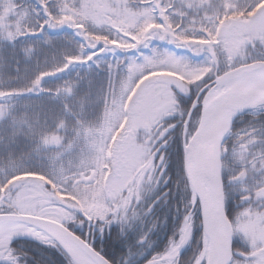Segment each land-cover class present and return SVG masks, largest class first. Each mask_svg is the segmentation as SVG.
Segmentation results:
<instances>
[{
	"label": "rangeland",
	"instance_id": "rangeland-1",
	"mask_svg": "<svg viewBox=\"0 0 264 264\" xmlns=\"http://www.w3.org/2000/svg\"><path fill=\"white\" fill-rule=\"evenodd\" d=\"M34 5L49 24L54 23L49 28L51 32L71 31L80 34L84 42L75 57L64 58L60 69L40 77L27 95L40 93L47 81L79 71H85V75L79 73L69 78L60 86L57 97L65 94L60 93L62 89L68 90V95L75 94L87 82L92 89L96 75L106 73L108 82L103 98L98 89L93 97L77 98L76 106L64 101L68 105L66 112L70 109L73 114L70 126L62 121L50 122L46 127L30 116H12L15 120L5 134L1 131L9 120L6 113L13 115L15 106L4 105L7 95L0 94V139L20 132L36 150L28 158H9L6 165H0L2 198L7 197L8 209L16 211V215L62 223H73L76 216L62 209L53 197L87 211L93 220L98 219L104 210V185L109 182L113 198L133 180L163 137L167 129L163 121L178 113L180 100L199 93L205 81L217 82L239 71L216 77V64L223 62L221 67L227 68L243 63L254 44L260 40L264 43V17L253 20L264 0H0V39L11 40L21 35L36 13ZM229 9H233L231 15ZM44 43L49 44L45 36ZM245 65L243 68L255 66ZM194 71L200 72L197 80L189 77ZM144 82L145 92L136 97V109L130 114L129 101ZM207 86L202 94L215 84ZM199 105L203 109L202 102L193 104L197 111ZM258 113L250 116L264 114L261 110ZM196 123L197 120L187 129L188 138ZM122 127H126L127 136L112 148ZM239 137L232 132L230 139ZM222 157L234 165L243 164L248 157L250 169L262 158L244 150L229 154L225 147ZM111 169L112 178L108 181ZM22 170L42 173L30 176L49 184L54 192L33 180L11 187L14 173ZM84 177L93 179L89 183ZM248 191L264 202V175ZM0 204L5 205V201L2 199ZM233 230L235 241L258 254L250 261L235 260L233 264H264V211L247 210L236 220ZM2 260L19 264L11 251ZM216 260L218 264L217 256ZM201 262L213 264L205 239L196 264Z\"/></svg>",
	"mask_w": 264,
	"mask_h": 264
},
{
	"label": "trees",
	"instance_id": "trees-1",
	"mask_svg": "<svg viewBox=\"0 0 264 264\" xmlns=\"http://www.w3.org/2000/svg\"><path fill=\"white\" fill-rule=\"evenodd\" d=\"M34 7L36 13L31 15L30 24L26 25L21 35L11 40L0 39V94L7 95L4 105L11 103L15 106L13 115L6 113L9 120L2 125L4 129L1 134L11 129V124L15 120L13 117L26 119L30 116L31 120L41 121L46 127L50 122L57 124L62 121L70 126L73 122V114L70 113V109L66 112L68 105L64 101L75 105L77 98L86 100L88 96L93 97L98 89L100 98H103L108 84L106 73L96 75L92 89L87 82L86 85L83 83L77 93L68 95V90L62 89L60 93L65 92V94L63 97H57L60 86L69 78L79 73L85 75V71H79L68 77L47 81L42 85L40 93L27 95L42 73L47 75L53 70L60 69L63 59L75 57L84 42L80 34L77 35L71 31L51 32L49 28L54 23L49 24L48 18L42 12L37 13L38 7L35 5ZM44 36L49 39L48 45L44 43ZM246 56L248 58L243 63H238L220 73L245 64L264 62V47L261 43L254 44L253 49L249 50ZM196 95L187 96L184 101L180 100L181 114L171 122L167 120L164 122L166 130L172 132L169 136L171 140L164 151L166 156L163 168L143 185L146 193L138 194L127 212H122V215L118 214L117 220H111L110 227L107 229L99 226L90 228L85 224V227L81 229L76 224L68 226L90 246L95 243L96 251L111 264H141L144 262L142 260L144 252L158 251L155 248L162 245L164 248L158 254H163L170 246L178 243L183 221L193 209L190 185L183 166L182 131ZM133 102L132 99L129 105ZM200 110L198 107L196 118ZM75 114L78 112L75 111ZM73 127L74 125H71V128ZM234 127L235 132L250 131V135L240 141L228 142L226 145L228 152L235 149H246L250 154H258L262 158L253 171H250L248 163L234 165L230 161L224 162L227 168L223 173L225 209L226 216L232 223L244 210L250 208L259 212L264 210V202L256 199L254 192L248 191L252 184L259 183L264 175V162H262L264 159V116L240 117ZM123 130L118 136H122ZM248 139H251V142L248 143ZM32 146L34 145L24 134L20 135V132L6 134V137L3 136L0 139V165H6L9 158L19 160L35 153ZM24 171L14 173L16 174L15 180L27 177L21 174ZM2 199L5 205L0 204V215L11 213L12 209H8L7 197L2 198L0 193V201ZM197 208L198 205L195 206L194 211L192 236L181 256L180 264L195 263L203 250L202 225ZM108 236L116 242H123L121 245L123 250L103 243L102 238ZM11 249L13 256L20 264H71L68 256L57 246L47 247L21 240L15 242ZM241 252H246V249L242 248L239 243H234V256L237 257Z\"/></svg>",
	"mask_w": 264,
	"mask_h": 264
},
{
	"label": "water",
	"instance_id": "water-1",
	"mask_svg": "<svg viewBox=\"0 0 264 264\" xmlns=\"http://www.w3.org/2000/svg\"><path fill=\"white\" fill-rule=\"evenodd\" d=\"M264 13V10H262ZM234 105V109L241 112H249L256 110L264 106V95H252L242 91L233 90L227 91L221 97H219L209 108L203 112L199 127L194 134L191 143L185 146V151L189 149L191 145L197 149V161H196V198L200 205V217L202 222V229L206 236L212 241L216 256L218 257V264H229V253L231 251L230 241L226 242L220 234L219 227L215 220L216 213L224 221L225 225L229 228V222L226 219L223 211V185H222V166H221V146L223 142V112L224 109L231 105ZM212 121L215 126V132L213 137V170L211 175V185L213 192V201L211 205H208L205 193V175L204 169L206 165V144L202 137V131L205 126ZM187 124V122H186ZM185 124V127H186ZM185 134V131H184ZM185 138V135H184ZM184 140V139H183ZM163 145L162 147H164ZM81 214L80 211H78ZM0 221H17L29 224L41 231L47 233L50 237L57 240V242L65 247L58 239L64 238L72 241L94 264H110L104 257H102L96 251L88 246L84 241L73 235L62 225L35 217L25 216H3L0 215ZM231 233V231H230ZM231 238V237H230ZM66 251L70 254L69 250L65 247Z\"/></svg>",
	"mask_w": 264,
	"mask_h": 264
},
{
	"label": "bare ground",
	"instance_id": "bare-ground-1",
	"mask_svg": "<svg viewBox=\"0 0 264 264\" xmlns=\"http://www.w3.org/2000/svg\"><path fill=\"white\" fill-rule=\"evenodd\" d=\"M198 74H192L191 77H197ZM238 90L252 95H264V67L261 65H257L252 68H243L224 79L218 81L216 85L210 89V91L206 94L203 100V108L208 109V107L214 103L221 95L226 93L227 91ZM234 105H229L224 109L223 112V139L227 141L230 139L232 134V124L239 117L240 112L234 109ZM254 114H258V112H254ZM215 127L212 121H210L202 131V137L206 144V165L204 169L205 175V193L206 199L208 201V205H211L213 201V192L211 185V175L213 168V160H212V150H213V137H214ZM196 161H197V149L195 146H191L188 155L185 159V167L187 171V175L189 177L192 190L195 194L196 192ZM87 182L92 181V177L84 178ZM216 223L219 227L220 234L224 238L226 242L230 240V233L225 225L224 221L220 218L218 214L215 215ZM191 224L190 218L187 219V222L182 227L181 233L182 238L181 242L177 247H173L166 253L158 264H162L164 262H171L175 264L176 257L179 253H182L188 243L191 236ZM205 237L206 245L208 246V250L210 256L212 258L213 264H216V253L214 249V245L208 236ZM17 240H29L33 242H37L43 245H49L53 242L57 241L52 239L46 233L29 227L25 224H16L10 222H0V262L3 264H9L8 261L2 260L4 255L9 252L10 246ZM62 244H64L67 249L72 253L74 257L75 264H94L90 259H88L75 245L72 241L60 238L58 239ZM181 256V255H180ZM179 256V257H180Z\"/></svg>",
	"mask_w": 264,
	"mask_h": 264
},
{
	"label": "snow or ice",
	"instance_id": "snow-or-ice-1",
	"mask_svg": "<svg viewBox=\"0 0 264 264\" xmlns=\"http://www.w3.org/2000/svg\"><path fill=\"white\" fill-rule=\"evenodd\" d=\"M264 10V9H262ZM233 9H229V15H231ZM45 74H41V79H43ZM22 175H42V173H34V172H24V173H21ZM87 218L85 217H81V227H83L84 225V222ZM91 227H95L94 225H90ZM73 235H75V233H73ZM102 235V234H101ZM102 242L105 243V244H108V245H112L113 247H117V248H120V250L122 251V243L123 242H116L112 239L111 236H108V237H103L102 238ZM93 251H95V243H93L91 245ZM182 255V253H179L176 257V260H175V264H179V256ZM144 264H158V261H156L155 259H153L150 255L149 256H145L144 257ZM194 264V262H193ZM201 264H203V262H201Z\"/></svg>",
	"mask_w": 264,
	"mask_h": 264
},
{
	"label": "flooded vegetation",
	"instance_id": "flooded-vegetation-1",
	"mask_svg": "<svg viewBox=\"0 0 264 264\" xmlns=\"http://www.w3.org/2000/svg\"><path fill=\"white\" fill-rule=\"evenodd\" d=\"M113 169H114V167H113ZM151 171H149V173H150ZM112 177V176H111ZM139 178V176L137 175L136 176V179H138ZM140 193H142V194H145V190L144 189H141V188H139V189H136V196L138 195V194H140ZM134 199H135V196L133 195L132 196ZM129 207L130 206H128V205H126V204H120V205H114V203L112 202V203H110L109 204V206H108V211H107V213L105 214V216L103 217V219H102V221H100L99 223L100 224H103V225H105V226H108V224H109V221H108V219H109V216H111V215H113V214H117V213H119V214H122V212H127V210L129 209ZM85 237H87V235H85ZM151 256V254H148L147 256Z\"/></svg>",
	"mask_w": 264,
	"mask_h": 264
}]
</instances>
